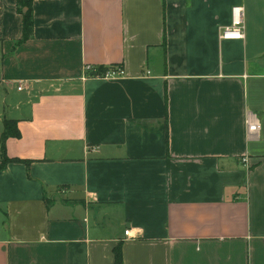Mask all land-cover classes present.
Returning a JSON list of instances; mask_svg holds the SVG:
<instances>
[{
  "label": "crops",
  "instance_id": "obj_1",
  "mask_svg": "<svg viewBox=\"0 0 264 264\" xmlns=\"http://www.w3.org/2000/svg\"><path fill=\"white\" fill-rule=\"evenodd\" d=\"M18 1L0 165L3 120L30 164L0 171V264H264V0H35L23 44ZM235 6L244 39L221 40Z\"/></svg>",
  "mask_w": 264,
  "mask_h": 264
},
{
  "label": "built area",
  "instance_id": "obj_2",
  "mask_svg": "<svg viewBox=\"0 0 264 264\" xmlns=\"http://www.w3.org/2000/svg\"><path fill=\"white\" fill-rule=\"evenodd\" d=\"M243 7L235 6L231 10L230 23L225 27L220 34L221 40L226 41H242L244 39L243 33ZM125 72L120 67L108 68L103 73H98L96 67L87 66L84 69V77L87 78H98L104 80H115L124 77ZM19 91L21 87L17 88ZM246 124V134L249 140H255L259 137L260 133V122L255 115L248 114L245 119ZM129 230L124 232V235L128 237Z\"/></svg>",
  "mask_w": 264,
  "mask_h": 264
},
{
  "label": "trees",
  "instance_id": "obj_3",
  "mask_svg": "<svg viewBox=\"0 0 264 264\" xmlns=\"http://www.w3.org/2000/svg\"><path fill=\"white\" fill-rule=\"evenodd\" d=\"M35 0H19L17 2V12L22 17V37L20 41L17 42V44H23L26 41L30 40L33 36V16H32V4ZM23 9H26L25 12H23ZM113 68V67H112ZM108 68L98 67L97 71L98 73H103ZM3 131L1 135V150H2V161L0 165V171L3 170L7 164L10 163H23L26 166H29V161L19 160V159H8L5 155V141L8 138H19L20 133L17 129L16 122L15 121H9V120H3L2 123ZM114 257H115V263L119 264L121 261V251L120 246L116 247L114 249Z\"/></svg>",
  "mask_w": 264,
  "mask_h": 264
},
{
  "label": "water",
  "instance_id": "obj_4",
  "mask_svg": "<svg viewBox=\"0 0 264 264\" xmlns=\"http://www.w3.org/2000/svg\"><path fill=\"white\" fill-rule=\"evenodd\" d=\"M25 12V11H24Z\"/></svg>",
  "mask_w": 264,
  "mask_h": 264
}]
</instances>
